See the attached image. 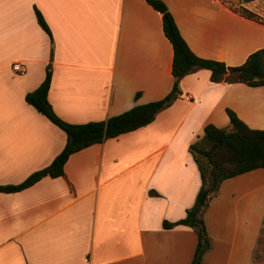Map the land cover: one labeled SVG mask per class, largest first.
I'll return each mask as SVG.
<instances>
[{
	"label": "crops",
	"instance_id": "1",
	"mask_svg": "<svg viewBox=\"0 0 264 264\" xmlns=\"http://www.w3.org/2000/svg\"><path fill=\"white\" fill-rule=\"evenodd\" d=\"M162 1L202 58L240 65L264 47V0L239 3L260 20L229 1ZM15 61L26 73L12 70ZM172 61L162 14L146 0H0V185L49 165L67 142L25 100L49 64L54 111L80 124L163 98L173 85ZM210 76L208 69L184 76L181 93L154 121L71 154L62 176L0 191V264H190L195 229L162 225L183 218L200 188L190 145L207 124L229 128L227 108L264 129V86ZM203 219L211 248L202 264H254L264 168L223 181Z\"/></svg>",
	"mask_w": 264,
	"mask_h": 264
},
{
	"label": "trees",
	"instance_id": "2",
	"mask_svg": "<svg viewBox=\"0 0 264 264\" xmlns=\"http://www.w3.org/2000/svg\"><path fill=\"white\" fill-rule=\"evenodd\" d=\"M162 14L166 37L173 47L172 75L173 85L163 98L144 104H136L130 109L104 120L74 124L61 119L54 111L48 92L52 81L51 65L46 68V75L41 84L25 95V100L38 112L60 127L67 135L63 150L47 166L31 173L25 180L14 185H0L1 192H15L31 186L44 176L58 177L64 174V165L71 154L108 138L136 130L150 124L157 114L171 105L181 93L180 80L195 69H208L214 83L242 82L250 86H264V47L247 57L240 65H227L215 59L202 58L195 54L181 35L176 21L162 0H146ZM226 2L228 0H222ZM249 2L252 0H241ZM241 15L260 20L255 12L240 6L234 9ZM37 18L42 28L51 35L42 14L37 11ZM140 93H136L137 99ZM230 120L229 128H220L207 124L201 139L190 145V152L197 165L201 185L194 204L187 209L183 218L170 222L163 221L164 228L185 225L195 229L197 245L190 264H202L204 254L211 248V240L206 231L203 212L210 199L217 194L223 181L264 168V129L248 126L237 113L227 108Z\"/></svg>",
	"mask_w": 264,
	"mask_h": 264
},
{
	"label": "rangeland",
	"instance_id": "3",
	"mask_svg": "<svg viewBox=\"0 0 264 264\" xmlns=\"http://www.w3.org/2000/svg\"><path fill=\"white\" fill-rule=\"evenodd\" d=\"M228 1L230 2V4H231L230 6L233 9L239 10V8H240L239 3L241 0H228ZM208 205H209V203H208ZM254 264H264V224L262 227L261 235L258 239V243H257L256 248L254 250Z\"/></svg>",
	"mask_w": 264,
	"mask_h": 264
},
{
	"label": "built area",
	"instance_id": "4",
	"mask_svg": "<svg viewBox=\"0 0 264 264\" xmlns=\"http://www.w3.org/2000/svg\"><path fill=\"white\" fill-rule=\"evenodd\" d=\"M12 70L18 74H24V73H26L27 68L22 62L15 61L12 63ZM186 98L190 99L189 96H187Z\"/></svg>",
	"mask_w": 264,
	"mask_h": 264
}]
</instances>
